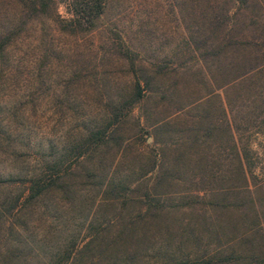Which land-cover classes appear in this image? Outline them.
Here are the masks:
<instances>
[{
    "label": "rangeland",
    "instance_id": "1",
    "mask_svg": "<svg viewBox=\"0 0 264 264\" xmlns=\"http://www.w3.org/2000/svg\"><path fill=\"white\" fill-rule=\"evenodd\" d=\"M68 2L0 0V264L264 259V0Z\"/></svg>",
    "mask_w": 264,
    "mask_h": 264
},
{
    "label": "trees",
    "instance_id": "2",
    "mask_svg": "<svg viewBox=\"0 0 264 264\" xmlns=\"http://www.w3.org/2000/svg\"><path fill=\"white\" fill-rule=\"evenodd\" d=\"M23 5L27 6L21 9V13L25 10L27 14L30 15H39L43 13H48V8L51 6L53 0H21ZM69 13L71 16L68 19H62L59 16H56L53 20L61 30L70 31V32H79L90 29L93 26L94 19L102 12L103 9V0H69ZM9 33L6 34V38L0 41V55L4 54L6 48L11 43L9 38ZM229 43L238 44L234 40H229ZM241 43V42H240ZM259 45L258 42L244 41V45H240L243 48H246V45ZM253 49V48H252ZM259 48H257L258 50ZM264 52V46L260 49ZM136 92L134 99L138 98L141 95V89L139 88V82L136 81ZM107 126H98L91 130L89 128L86 131V136L82 138L79 143L76 145V156H80L84 151L89 147V145L98 146L101 143H105L106 138H110V134H106ZM53 167L54 170H59L57 167H60V160H54L50 167ZM61 178L59 171L57 174H50L47 179H33L29 185V195L30 197L38 196L40 193L49 189L50 187L56 185V182ZM198 257V256H197ZM194 257L193 260L187 261L188 264H206L213 259L200 257L199 259ZM228 256L224 259H227ZM248 264H264V259H250Z\"/></svg>",
    "mask_w": 264,
    "mask_h": 264
}]
</instances>
